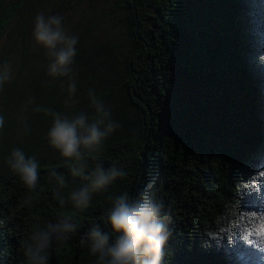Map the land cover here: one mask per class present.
<instances>
[{
  "label": "trees",
  "instance_id": "16d2710c",
  "mask_svg": "<svg viewBox=\"0 0 264 264\" xmlns=\"http://www.w3.org/2000/svg\"><path fill=\"white\" fill-rule=\"evenodd\" d=\"M42 1L0 0V69L9 75L13 59L1 51L3 39L24 74L29 24ZM120 2L115 24L129 38L126 71L105 92L89 86L87 104L116 90L125 103L91 119L101 131L113 129L82 155L86 171L115 168L120 175L78 212L69 197L87 181L73 177L58 153L39 159L44 136L35 142L32 124L18 145L41 166L34 192L8 167L17 145L0 141V264H24L21 244L32 231L64 218L77 228L66 239L53 237L48 264H89L90 228L109 232L111 244L116 234L103 217L114 201L149 192L167 232L161 264H264V238L255 234L264 224V0ZM76 54L75 72L87 77L85 58ZM1 119L3 136L10 125ZM53 171L64 176L63 186Z\"/></svg>",
  "mask_w": 264,
  "mask_h": 264
},
{
  "label": "clouds",
  "instance_id": "9594fccd",
  "mask_svg": "<svg viewBox=\"0 0 264 264\" xmlns=\"http://www.w3.org/2000/svg\"><path fill=\"white\" fill-rule=\"evenodd\" d=\"M32 36L35 43L52 56L48 74L52 77L67 76L75 56L76 38L64 33L61 18L49 16L46 19L43 15H37ZM9 79L8 70L0 69V84ZM69 90L75 91V85H70ZM97 111L103 112V107L98 105ZM112 129L113 125L109 124L105 131H101L96 124H88L82 115L69 119L52 114V123L46 133L48 144L69 164L73 177H82L87 181L85 186L73 191L69 197L78 212L88 208L92 193L105 189L120 175L115 168L105 170L97 167L86 171V165L82 162L83 151L87 150L91 155L106 132ZM7 164L19 184L34 192L38 186V169L41 167L38 162L32 157H26L20 149H14L7 158ZM51 174L57 176L61 186L66 183L63 175L56 171ZM103 221L111 233L116 234L115 239L110 244L109 232L102 231L99 225H93L87 233L91 241L87 252L89 264H161L167 232L161 221V205L155 201L151 192L142 193L131 202L122 194L114 201ZM76 228L77 225L67 218L36 227L21 244L20 254L24 264H48V251L53 237L61 233L56 238L66 239V234Z\"/></svg>",
  "mask_w": 264,
  "mask_h": 264
},
{
  "label": "rangeland",
  "instance_id": "374dc122",
  "mask_svg": "<svg viewBox=\"0 0 264 264\" xmlns=\"http://www.w3.org/2000/svg\"><path fill=\"white\" fill-rule=\"evenodd\" d=\"M120 1L123 2V0H43L29 24L27 40L30 58L22 75L17 73L22 60L18 58V53L10 51L7 45L9 37H4L1 51L8 53L13 59L10 79L0 84V119L3 118L10 125L4 128V135L0 136V141L7 142L6 146L17 145V149H21L18 141L24 138L29 124H32L34 129L32 139L37 142L41 135L44 136L40 145L42 147H39L43 149L39 153V159L49 160L50 153L57 154L46 138L47 130L52 123V114L69 119L82 115L89 124L98 114V105L104 110L101 115L108 116L114 114L115 110L125 103L122 92L116 90L113 95L105 97L99 103L87 104L90 99L87 91L89 86H94L97 92H105L117 86L126 71L129 38L125 35L124 27L119 23L115 24L118 21L115 10ZM37 15H43L46 19L49 16L60 17L64 33L76 38L75 56L67 76L52 77L48 74L47 69L52 56L37 45L32 36ZM17 26L16 21L13 27ZM77 51H81L85 58L87 77L75 72L80 63L76 58ZM88 75L91 76V80L88 79ZM72 84L75 85V91L69 90ZM51 95L54 98L53 103L45 106L46 110H42V104L50 99Z\"/></svg>",
  "mask_w": 264,
  "mask_h": 264
},
{
  "label": "snow or ice",
  "instance_id": "6c2138e0",
  "mask_svg": "<svg viewBox=\"0 0 264 264\" xmlns=\"http://www.w3.org/2000/svg\"><path fill=\"white\" fill-rule=\"evenodd\" d=\"M262 176H264V173H261ZM255 234L259 237L264 238V224L259 225L256 229H255ZM252 235V233H248V236L250 237Z\"/></svg>",
  "mask_w": 264,
  "mask_h": 264
}]
</instances>
